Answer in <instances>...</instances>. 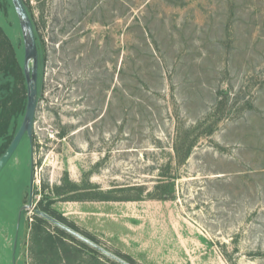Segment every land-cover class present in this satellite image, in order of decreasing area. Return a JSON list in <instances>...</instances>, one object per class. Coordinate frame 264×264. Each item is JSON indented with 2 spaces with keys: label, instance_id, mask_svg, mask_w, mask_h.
Listing matches in <instances>:
<instances>
[{
  "label": "rangeland",
  "instance_id": "obj_1",
  "mask_svg": "<svg viewBox=\"0 0 264 264\" xmlns=\"http://www.w3.org/2000/svg\"><path fill=\"white\" fill-rule=\"evenodd\" d=\"M22 1L47 52L71 38L73 88L44 71L0 175V264H264V0ZM22 66L0 0V156Z\"/></svg>",
  "mask_w": 264,
  "mask_h": 264
},
{
  "label": "water",
  "instance_id": "obj_2",
  "mask_svg": "<svg viewBox=\"0 0 264 264\" xmlns=\"http://www.w3.org/2000/svg\"><path fill=\"white\" fill-rule=\"evenodd\" d=\"M10 2L18 20L23 42L22 67L26 85V106L20 127L18 128L17 132L15 133L13 139L11 140L4 153L0 156V173L4 170L10 160L13 158L22 139L24 137L29 140L31 139L33 120L36 112L37 103V51L32 22L22 0H10ZM31 186L32 185L30 184V196ZM50 220L55 224L61 226L58 222L52 219ZM65 229L68 232H71L75 236L82 239V237L75 234L71 230L67 228Z\"/></svg>",
  "mask_w": 264,
  "mask_h": 264
},
{
  "label": "flooded vegetation",
  "instance_id": "obj_3",
  "mask_svg": "<svg viewBox=\"0 0 264 264\" xmlns=\"http://www.w3.org/2000/svg\"><path fill=\"white\" fill-rule=\"evenodd\" d=\"M35 43H36V51H37V94L42 91L44 71L50 73L52 72L53 74L55 72L60 76L59 78L60 80H62V78H65L67 83V91H68L69 88H71L73 85L72 69L74 66V53H73L74 47L71 38L69 37L68 41L65 44L62 41L57 42L56 44L54 41H52L51 43L52 45H54V50L51 52H47L46 45H44L43 42L41 41V37H37V39L35 38ZM100 48L101 47L97 46L94 43L92 52L96 53L97 50H99ZM65 49H67L66 52ZM104 50H105V45H104ZM55 57L59 59L58 63L52 60V59L55 60ZM47 75L49 77L51 74L48 73ZM55 83L57 86L62 87V85L59 84L57 81ZM53 90H55L54 87ZM3 171L0 173V175L3 173Z\"/></svg>",
  "mask_w": 264,
  "mask_h": 264
},
{
  "label": "trees",
  "instance_id": "obj_4",
  "mask_svg": "<svg viewBox=\"0 0 264 264\" xmlns=\"http://www.w3.org/2000/svg\"><path fill=\"white\" fill-rule=\"evenodd\" d=\"M13 82L11 81L9 74L7 72H0V100L3 99L7 94H9V96L11 94H13L14 96V90H13ZM19 103H17V105L20 104H24V101H26V97H21L19 98ZM13 108H12V112H13ZM1 124V123H0ZM2 128V125H1ZM0 128V129H1Z\"/></svg>",
  "mask_w": 264,
  "mask_h": 264
}]
</instances>
